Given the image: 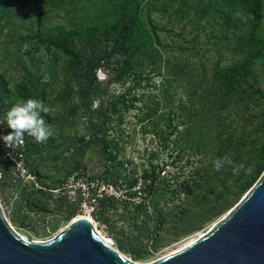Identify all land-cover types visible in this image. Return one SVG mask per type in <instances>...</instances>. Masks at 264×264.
Listing matches in <instances>:
<instances>
[{
	"label": "rangeland",
	"instance_id": "374dc122",
	"mask_svg": "<svg viewBox=\"0 0 264 264\" xmlns=\"http://www.w3.org/2000/svg\"><path fill=\"white\" fill-rule=\"evenodd\" d=\"M30 98L52 136L24 137L31 191L0 153L11 229L39 244L69 229L86 211L65 196L76 174L113 187L88 210L116 251L156 263L264 178L248 184L264 165V0H0V130ZM224 155L252 172L216 171Z\"/></svg>",
	"mask_w": 264,
	"mask_h": 264
},
{
	"label": "water",
	"instance_id": "95a60500",
	"mask_svg": "<svg viewBox=\"0 0 264 264\" xmlns=\"http://www.w3.org/2000/svg\"><path fill=\"white\" fill-rule=\"evenodd\" d=\"M0 264H131L75 222L55 240L38 244L14 233L0 211ZM155 264H264V178L228 219L189 248Z\"/></svg>",
	"mask_w": 264,
	"mask_h": 264
},
{
	"label": "clouds",
	"instance_id": "9594fccd",
	"mask_svg": "<svg viewBox=\"0 0 264 264\" xmlns=\"http://www.w3.org/2000/svg\"><path fill=\"white\" fill-rule=\"evenodd\" d=\"M48 111L49 108L43 100L30 98L17 103L5 114L7 126L12 131L7 135L0 136V140L10 148L23 143L25 135L32 137L36 142L46 141L52 136V130L41 116V112L47 113ZM213 166L216 171L224 169L225 166H231L234 174L241 170L252 172L251 166L246 168L244 164L234 162L230 155L217 158L214 160Z\"/></svg>",
	"mask_w": 264,
	"mask_h": 264
},
{
	"label": "built area",
	"instance_id": "2783aa9c",
	"mask_svg": "<svg viewBox=\"0 0 264 264\" xmlns=\"http://www.w3.org/2000/svg\"><path fill=\"white\" fill-rule=\"evenodd\" d=\"M7 135L6 130H0V136ZM0 153L5 161L13 160L16 175V181L19 182L21 189L24 191H31L32 185H30L28 179L32 174L30 169L25 164V158L27 154V146L25 139L23 143L13 146V148L7 147L5 143L0 140ZM76 174L70 178V185H68L67 196L68 200L72 204H77L79 210L88 209L94 210L98 207V202L107 195L112 194L113 187L99 181H89L84 177L76 178ZM87 201L91 202L90 208ZM0 211L3 219L9 225L7 216L4 213V208L0 203ZM85 211V212H86ZM91 213V211H89ZM10 226V225H9ZM11 228V227H10Z\"/></svg>",
	"mask_w": 264,
	"mask_h": 264
},
{
	"label": "bare ground",
	"instance_id": "6f19581e",
	"mask_svg": "<svg viewBox=\"0 0 264 264\" xmlns=\"http://www.w3.org/2000/svg\"><path fill=\"white\" fill-rule=\"evenodd\" d=\"M56 192H58V191H56ZM227 217H228V215L225 216V218L223 219V221H224ZM80 219H84V220L89 221V222L92 224L93 229L95 230V234H96L97 236L99 235L98 237H99L100 239H102L105 243H107L111 248H113V249L116 250V248H114V242H113V240H112L111 238L109 239L107 236H105V234L103 233V231L99 229L98 224L95 223V221H94V219H93V217H92V215H91V213H90L89 211H86V212H84L83 214H79L77 217H75L74 220L70 223L69 228L71 227V225H73L75 222H77V221L80 220ZM218 225H219V223H215V224L212 225V227L209 228L208 230L199 233L198 236H197V238H196L193 242L188 243L186 246H184V247H183L182 249H180L179 251H176L175 253H173V254L167 256L166 258H162V259H160V260L157 261V262H160V261H162V260H165V259H167V258H169V257H171V256H173V255H175V254H177V253H179V252H181V251H183V250L189 248L190 246L196 244V243L199 242L201 239H203L205 236H207L209 233H211L213 230H215V229L218 227ZM12 231H13V230H12ZM13 232H14V231H13ZM64 232H65V229L63 230L62 233H64ZM14 233H15V232H14ZM38 244H39V243H38ZM42 244H43V243H42ZM157 262H156V263H157ZM152 264H155V262L152 263Z\"/></svg>",
	"mask_w": 264,
	"mask_h": 264
},
{
	"label": "trees",
	"instance_id": "16d2710c",
	"mask_svg": "<svg viewBox=\"0 0 264 264\" xmlns=\"http://www.w3.org/2000/svg\"><path fill=\"white\" fill-rule=\"evenodd\" d=\"M136 8H137V7H136ZM137 9H138V8H137ZM135 15H136V14H135ZM133 24H136V23L132 22L131 26H132ZM7 131H8V133H10L12 130H11V129H8ZM25 136H26V135H25ZM258 150H259V153H260V155H261V158L264 160V146H261ZM263 170H264V165L260 166V167L257 169V171H256V175H255L254 177L251 178V180L249 181L248 184L252 185V184L256 181V179H257V175H260V174L262 173Z\"/></svg>",
	"mask_w": 264,
	"mask_h": 264
}]
</instances>
